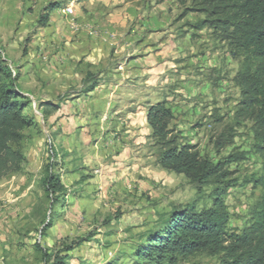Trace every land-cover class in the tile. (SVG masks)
I'll use <instances>...</instances> for the list:
<instances>
[{"label": "rangeland", "instance_id": "374dc122", "mask_svg": "<svg viewBox=\"0 0 264 264\" xmlns=\"http://www.w3.org/2000/svg\"><path fill=\"white\" fill-rule=\"evenodd\" d=\"M202 3L0 0V62L31 120L14 144L21 171L0 179V264H220L203 252L160 263L135 254L174 206L211 205L213 186L155 164L146 114L158 101L176 141L220 165L228 229L249 225L260 196L240 58ZM48 175L62 192L45 191Z\"/></svg>", "mask_w": 264, "mask_h": 264}, {"label": "trees", "instance_id": "16d2710c", "mask_svg": "<svg viewBox=\"0 0 264 264\" xmlns=\"http://www.w3.org/2000/svg\"><path fill=\"white\" fill-rule=\"evenodd\" d=\"M202 4H207L203 10L213 16V27L227 30L233 54L240 58L234 80L244 95L240 112L252 120L257 152L263 156V174L254 180L260 196L249 225L240 232L228 229L227 189L217 186L222 177L220 165L202 156L196 145L176 141L169 127L172 111L164 100L158 101L146 114L149 138L159 147L155 164L184 175L196 186H213L211 205L199 210L174 206L163 226L150 233L144 245H135V254L138 258L156 256L160 263L166 257L173 262L176 254L203 252L220 256V264H264V0H203ZM16 80L11 68L0 62V179L21 171L25 158L14 144L21 140L23 129L31 125L23 113L29 103L23 100ZM44 188L52 194L63 189L52 175L46 177ZM42 258L49 259L47 251L42 252ZM51 264H63V257L55 255Z\"/></svg>", "mask_w": 264, "mask_h": 264}, {"label": "crops", "instance_id": "0c3cea01", "mask_svg": "<svg viewBox=\"0 0 264 264\" xmlns=\"http://www.w3.org/2000/svg\"><path fill=\"white\" fill-rule=\"evenodd\" d=\"M23 92V91H22ZM26 94V93H25Z\"/></svg>", "mask_w": 264, "mask_h": 264}]
</instances>
